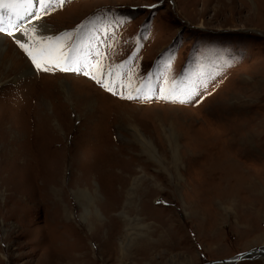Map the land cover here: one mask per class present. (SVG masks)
I'll use <instances>...</instances> for the list:
<instances>
[{"label": "rangeland", "instance_id": "374dc122", "mask_svg": "<svg viewBox=\"0 0 264 264\" xmlns=\"http://www.w3.org/2000/svg\"><path fill=\"white\" fill-rule=\"evenodd\" d=\"M41 11L81 71L0 33V264H264V0Z\"/></svg>", "mask_w": 264, "mask_h": 264}, {"label": "snow or ice", "instance_id": "6c2138e0", "mask_svg": "<svg viewBox=\"0 0 264 264\" xmlns=\"http://www.w3.org/2000/svg\"><path fill=\"white\" fill-rule=\"evenodd\" d=\"M57 0H0V33H5L9 36H15L16 32L22 31L19 25H13L11 24V21L9 19L7 27H5V14L6 13H14L17 5H21L25 8V12H31V9L33 7L37 8V11H39L40 7H43L45 11H47V8L50 4L56 3ZM65 0H58V3L60 5H63ZM16 15H19V13H15ZM31 15L34 20H42L43 17L40 15H37L36 12H31ZM11 28L13 31H8V29ZM23 35L25 37H29L30 35L34 38L31 45L26 42H22L20 39H16L15 42L17 45L24 50L26 55L30 58L31 62L37 67L40 68L42 63H47L53 58V54L55 53L57 61L63 62L66 66L63 67L62 71H74L79 72L81 71V68L79 67L80 59L78 56L72 55V49L69 48L67 52L63 51V44L60 43V37H43L39 30L37 28H33L31 31V34L27 30H23ZM65 37L68 39H71V37L65 33ZM47 40L51 42L52 40H56L58 47L56 49H52L50 47H47L44 45V41ZM75 65V67H73ZM87 67V65H86ZM102 67V66H101ZM44 71H47L48 68L45 67L43 69ZM85 75H88V72H84ZM93 79H96L95 76H93ZM100 83L101 81H97ZM109 91H112L111 88H109ZM192 95L191 92L188 93V97L190 98ZM167 98V97H165ZM173 100L178 99L177 96L172 97ZM181 103L186 102L185 100H181Z\"/></svg>", "mask_w": 264, "mask_h": 264}, {"label": "bare ground", "instance_id": "6f19581e", "mask_svg": "<svg viewBox=\"0 0 264 264\" xmlns=\"http://www.w3.org/2000/svg\"><path fill=\"white\" fill-rule=\"evenodd\" d=\"M36 11V7H33L32 9H31V12H35ZM31 12H28V13H30V16H28L26 13H24L25 15H23V17L21 18V19H18V20H20V23H22V24H16V25H19L20 26V28H21V30H23V28L24 27H26V29L25 30H27L30 34H31V31H32V29L33 28H37L38 30H39V32L41 33V34H43L42 36L43 37H53L52 36V27H50V26H48V25H46L45 23H38L37 21L34 23V19H33V17H32V15H31ZM16 15V14H15ZM25 17V18H24ZM17 18H19L18 17V15H16L15 16V18L14 19H16V22H17ZM25 21V22H24ZM15 22V23H16ZM31 23V24H30ZM27 24H30V25H27ZM20 33H21V31L20 32H18L17 33V37L18 38H20L21 39V37H20ZM21 36H23V35H21ZM31 39V40H28V39ZM25 37L23 40H26V41H32L34 38H32V37ZM22 40V39H21ZM47 41V40H46ZM48 43H46V42H44V45L45 46H47V47H50V48H52V49H56L57 47H58V45H57V43H55L54 41H51V42H49V41H47ZM4 46H5V43H4V38H0V69H4V67H5V65H6V62L7 61H9V60H11L12 62H13V64H11L12 66H11V68H9L7 71H4V72H9V71H17V70H20V68H19V66H20V64H21V62H19L20 61V57H19V54L17 53V52H15V51H12V49L11 50H7L3 55H1L2 54V52H3V50H4ZM8 46V45H7ZM13 53H15V54H13ZM55 54V53H54ZM53 54V55H54ZM14 65V66H13ZM27 67V65L25 66V68ZM19 68V69H18ZM29 70V69H28ZM4 72H2V73H4ZM31 72V71H30ZM24 73V72H23ZM64 86H66L67 87V85L65 84ZM248 86V85H247ZM68 88V87H67ZM69 89H70V87H69ZM65 92H68V93H70V94H73L72 92H73V90L72 89H70V92L68 91V89H66L65 91H63L62 93H65ZM78 92V91H77ZM75 94H76V96L78 97V94L75 92ZM88 96V95H87ZM86 97V96H85ZM79 98L82 100V101H84V102H86L87 103V105H90V103H89V101H90V98H86L85 100H87V101H85L83 98H84V96L83 95H79ZM81 102V101H80ZM85 104V103H84ZM90 107V106H89ZM173 138V137H172ZM150 141V140H149ZM149 145V144H148ZM153 146V145H152ZM154 147V146H153ZM101 228V225L99 224L98 225V229H100ZM261 251H264V248H263V250H261Z\"/></svg>", "mask_w": 264, "mask_h": 264}, {"label": "water", "instance_id": "95a60500", "mask_svg": "<svg viewBox=\"0 0 264 264\" xmlns=\"http://www.w3.org/2000/svg\"><path fill=\"white\" fill-rule=\"evenodd\" d=\"M258 250L261 251V250H263V248H259ZM262 252L264 253V251H262ZM250 254H251V252H246V253L240 254V255H238L236 257H231L229 259L220 260V261H218V263H231V262H234V261H237V260H241V259L245 258L246 256H248Z\"/></svg>", "mask_w": 264, "mask_h": 264}]
</instances>
